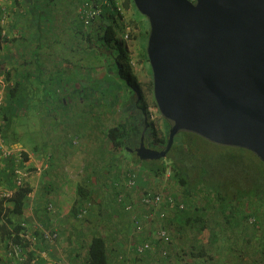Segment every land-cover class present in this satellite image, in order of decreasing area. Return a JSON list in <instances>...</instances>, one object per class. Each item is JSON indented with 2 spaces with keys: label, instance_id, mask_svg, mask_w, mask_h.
Segmentation results:
<instances>
[{
  "label": "crops",
  "instance_id": "0c3cea01",
  "mask_svg": "<svg viewBox=\"0 0 264 264\" xmlns=\"http://www.w3.org/2000/svg\"><path fill=\"white\" fill-rule=\"evenodd\" d=\"M8 1L9 3H5V5L10 7L11 0ZM23 13L19 11V16L21 17ZM59 19L64 22L63 17L59 16ZM21 22L16 25V22L11 21V25H15V30H12V39L0 42V74L7 70L6 77L12 84L6 88L0 107L4 106L8 111L10 110L9 114L15 111V104H18L17 107L20 109L22 105H25L23 97L27 80L38 81L37 85L45 89L43 81L44 77L48 75H54L52 79L56 78L57 88L62 93L56 105L68 107L71 101L77 97L79 107L80 105L88 106L85 104L90 101L87 100L89 95L86 96V89H81L80 86L75 87L69 81L74 77L76 61L81 66V63L87 60L86 56H89L87 64L92 65V46L97 44L86 40L75 41L73 40L74 36L69 35L70 33L67 34L69 37L66 40L59 41V36H62L66 30L70 29L72 33L78 31L69 22L65 24L59 22L58 25L47 28L51 30V32L48 31L49 36L47 37L42 35L41 27H32L26 21ZM79 46L87 51L76 59L77 51L75 49ZM100 52L108 56L114 51H110L109 54L105 49L103 51L100 49ZM108 64H110V60ZM109 67L112 68L110 65ZM95 68L96 70L100 69V74L93 75L90 70L87 74L83 70L84 85L95 83L96 79L99 81L106 77L103 68L98 64ZM106 69L108 70V68ZM16 84L19 86L18 89ZM13 88H16V92L10 95V90ZM119 88L124 90L125 87L121 84ZM38 91L39 89H37ZM74 92L77 94L74 96L75 98L73 97L74 100L67 101V98H71ZM79 93L86 96L87 99H79ZM124 95H127L129 100L126 102L118 97L117 103L120 108L125 107V103L127 106L134 100L137 102L135 93L128 92L126 94L123 91L120 96ZM18 109L16 113H18ZM117 113L119 114H114V118L107 119L111 126L106 127L103 137L101 136L99 140L88 135L81 142H76L72 139L71 133L79 127L73 126L75 122H71L69 118L61 127H58L59 129L51 131L48 137L41 138V141L33 146L23 145L19 141L14 143L10 139L6 141L1 132L7 147L20 148L24 153L21 154V157L15 153L8 159L2 158L0 153V168L8 166L10 162H13L16 168L22 166L24 162L25 167L30 171L28 185L31 191L27 196L24 212L21 216L13 215V221L25 223L28 227L40 224L47 230L57 232L54 242H48L41 237L46 243L45 249H34L35 255L43 264H56L58 260H65L73 264L82 263L87 254L90 238L97 234L108 240V247L113 255L110 257L111 264H168L165 262L166 258L161 262L157 260L159 258L158 246L155 247V245L159 239L155 237L154 232L159 226L158 221H153L147 226L150 232L149 236L154 238L151 239L154 250L140 255L143 256L140 258L134 248L144 239V236L134 233L133 215L126 212L124 206L117 202L118 196L123 195L125 200L137 203L136 196H139L138 193L141 190L148 189L150 180H152L150 176H145L134 153L117 149L108 139L107 132L110 128L125 121L133 122L131 113L129 115L128 112L121 117L117 115H122V111ZM149 114L151 116V113ZM14 116L10 115L8 121H2L0 117V131L3 126L10 129L19 126L17 121L14 122ZM125 151L130 155H126ZM23 154L27 155L26 160H23ZM133 173L137 175L138 187L128 190L126 181ZM88 202L91 206L85 217L81 220L77 219V212ZM49 203L54 206L52 213L48 211ZM136 203L134 205L137 208ZM139 211L142 210L139 209ZM174 254L179 256L177 252ZM160 255L166 256L165 252ZM0 264L20 263L16 259L10 258L4 249L0 248ZM173 264L183 263L179 257V261L173 262Z\"/></svg>",
  "mask_w": 264,
  "mask_h": 264
},
{
  "label": "trees",
  "instance_id": "16d2710c",
  "mask_svg": "<svg viewBox=\"0 0 264 264\" xmlns=\"http://www.w3.org/2000/svg\"><path fill=\"white\" fill-rule=\"evenodd\" d=\"M0 1L1 5H4L3 0ZM109 2L114 9V13H117L122 28L125 24L130 26L131 24L129 21L124 20L121 12L116 11L117 2L115 0H109ZM84 3L95 6L101 11L100 15L90 20L88 24L84 23L83 13L79 11V9L85 11L89 8ZM118 3L121 6L122 14L131 12L132 18L130 21L132 26L139 30L140 36L144 35L148 38L149 27L147 28L143 19L139 17L138 14L140 13L136 10L132 0H118ZM7 11L15 15L16 18L12 21L16 22V25L19 22L22 23L21 21H26L29 26H38L45 29L58 25L59 22L65 24L66 20L63 19L64 22L60 21L59 16L66 19L70 16L67 22L70 25L73 24V21L76 22L72 26L78 29V31L73 32L75 41L86 40L87 42H93V44L101 42L100 49H105L108 53L116 49L112 47L113 29L111 24L106 23L107 14L102 10L100 0H11ZM19 11L24 12L21 17ZM110 16L113 17L115 14L110 13ZM22 18L24 20H21ZM113 20L115 21V18ZM4 25L3 28L6 31L7 38L0 39V42L12 39V30H15V25H10L9 22ZM48 31L51 32L49 29ZM145 48L146 45L144 48L143 46L137 48L138 61L147 65L148 73L151 76ZM117 50L119 53L116 55L114 52L109 53L111 55L109 65L112 68L109 65L107 68L116 70L115 73L124 81L125 88L132 85L136 90L140 89L138 80L133 74L128 50L126 53L121 52L119 47H117ZM119 59L124 60L128 74L124 73ZM15 90L16 88L11 89L10 95H13L16 92ZM136 99L137 102L134 100V102L127 105L129 115L131 113L133 117V122L125 121L110 128L107 132L108 139L117 149H133L137 144L139 145L142 131L147 127L144 138L145 145L153 150H163L168 137V122L161 117L159 112L157 117L153 121L151 120L148 110L151 105L157 109L154 99L151 105L144 101L141 95H138ZM0 111L2 121L10 120V115H17L16 110L9 114L10 110L8 111L4 106L0 107ZM1 132L6 141L10 139V128L3 126ZM199 141L207 142L195 134L182 132L175 136L165 159L145 162L136 157L137 162L143 164V170L146 169L156 178L165 177L166 170L170 168L169 179L175 181L181 190L180 194L166 193L173 197L175 210L173 213H169L161 222L158 221V225L167 230L169 241H156L155 247L158 246L157 254L159 255L157 260L161 262L166 258V263L173 264V262L179 261L180 257L183 264H264V225H258V220L264 222V197L254 194L255 199L248 201L244 211H241L238 205H232L234 199L227 198L230 190L228 187H223V191H220L219 188L214 190L215 187L210 185L208 178L201 174L199 165L195 164L194 153L196 143ZM26 159L27 155L23 154V160ZM14 168L13 162L0 168V189L13 191L10 206H5L6 204L0 199V246L6 252L12 245L22 246L23 261L20 264H43L34 252V249L46 248V243L41 239L42 235L30 230L36 238V241L30 244L20 236L21 233H28L26 232L28 230L22 226V222L13 221L12 219L13 215L21 216L23 214L27 196L31 191L28 184L16 188ZM237 187L240 190L239 193H241L242 186ZM141 192L138 193L139 196H136L137 203L135 202L137 204L136 211L139 214V209L145 210L143 206L139 205V199L142 194L150 192V187L141 190ZM178 204H183V209H179ZM249 204H251V208ZM254 216L257 217V221L253 219ZM253 234L254 237H252ZM259 235L262 237L259 238ZM144 239L151 241L154 238L145 235ZM162 252H165V257L160 255ZM174 252L179 253V256L175 255ZM249 254L250 257L247 256ZM253 255L254 258H252ZM112 256L108 247V240L97 234L90 238L84 261L77 264H111L110 257Z\"/></svg>",
  "mask_w": 264,
  "mask_h": 264
},
{
  "label": "water",
  "instance_id": "95a60500",
  "mask_svg": "<svg viewBox=\"0 0 264 264\" xmlns=\"http://www.w3.org/2000/svg\"><path fill=\"white\" fill-rule=\"evenodd\" d=\"M132 2L148 21L153 98L169 124L161 151L145 145L142 131L137 158L164 159L188 132L264 164V0Z\"/></svg>",
  "mask_w": 264,
  "mask_h": 264
},
{
  "label": "rangeland",
  "instance_id": "374dc122",
  "mask_svg": "<svg viewBox=\"0 0 264 264\" xmlns=\"http://www.w3.org/2000/svg\"><path fill=\"white\" fill-rule=\"evenodd\" d=\"M3 2V7H9V5H5V3H9L8 0H3ZM100 6L107 14L106 23L111 24L113 29L112 47L116 48L114 54L116 55L119 53L117 47H119V50H121L123 53H126L128 50L131 57L130 64L133 68V74L136 76L140 85L141 97L144 99V101L151 105L154 99L151 86L152 76H150L148 73L147 65L139 63L137 56V48H139V46H143L144 48L147 43V38L144 35L140 36L139 30L132 26L130 21L132 18L131 12H125L121 15L126 22L129 21L131 24L130 26L132 27L131 28L127 24L123 25V28L126 25L130 28V36L125 41L123 39L124 30L122 28L120 19L118 18L117 13H114V9L111 6L109 0H100ZM110 13L115 14V16H110ZM138 15L143 19V22H145V25L148 28L149 25L147 19L141 14ZM14 16V14H11L10 18L8 16L10 25L11 21L14 19ZM1 18L2 13L0 11V19ZM114 18L115 21L113 20ZM64 19L67 22L70 19V16L69 18ZM72 23L73 24L71 25H74L76 22L73 21ZM1 27H5V25L2 24L0 20V28ZM1 34L2 31H0V39L7 37H3ZM67 34L73 36V33L70 31V29H68L62 34V36H59V41L66 40L69 37ZM42 35L46 37L49 36L48 29L42 28ZM93 46L91 55L92 65L87 64V62H89V56H86L87 60L81 63V66L76 61L74 67V77L70 78L69 81L70 83L74 84L75 87L80 86L81 89H86V96L89 95V98L87 99L86 96L79 93V99L90 100L91 102H85V104L88 106L82 107V105H80L79 107L78 99L77 97H74L77 95V91L73 93L71 98H67V101H69V99L74 100L75 98L74 101H71L68 107H60L56 105L60 100L59 96H61L62 93L61 90L57 88L56 78L54 77L52 79L54 75H48L44 77L45 80L43 82L46 86L45 89H42L37 85L39 83L38 81L27 80L28 82H26L27 86L25 87V95L23 97L25 100V105H22V107L18 109L19 114L17 113V115L14 116V122L17 121L19 126L17 128H12L11 132L9 133L11 135L10 140L12 142L15 143L19 141L23 145L28 146L36 145L37 142L41 141V138L48 137L51 131L61 127L68 118L71 120V122H75L73 126L79 127V129L71 133L72 139H74L76 142H81V140L88 135L99 140L101 136L103 137V132L105 131L106 127L111 126V123L107 121V119L114 118V114H119L117 112L122 111L123 113L122 115H117L118 117L124 116L129 112V108L126 106V103L125 107L120 108L117 103V99L119 97L120 100L122 98L127 102L129 97L127 95L121 97L120 95L123 93V91L126 94L128 92L133 93V86L129 85L124 88V90L119 88V85L124 84V81L120 79L118 75H116L115 69H106L109 65L108 62L111 58V55L105 56L103 52H100V48L102 46L101 42H98L97 47ZM75 51H77L76 59H78L83 55V52H86L87 50L85 51L81 46H79L75 49ZM119 62L123 66L124 73L128 74L127 66L124 60L119 59ZM95 63L104 69L106 77L99 81L96 79L95 83L91 82L89 85H84L83 79L85 74H82L83 70L87 74H89V70L90 72H93V75L100 74V69L96 70L95 67L97 64ZM37 89H39L38 92ZM17 106L18 104H15L16 111ZM148 113H151V117H153L151 120L153 121V119H155L158 115V110L151 105ZM69 131L71 130L69 129ZM125 154L130 155L126 151ZM194 157L196 159L195 164L199 165L201 174L208 178L211 186L215 187L213 189L216 190L219 188L220 191H223V187H228L230 190L229 197L227 198L234 199L232 205H238L239 209L241 208V211H244L248 201L255 199L254 194L264 197V165L249 151L219 146L210 142L199 141L196 143ZM166 162L168 163L167 160ZM137 163L139 166L143 165L142 163ZM143 172L145 173V176L148 175L150 178H152L149 185L150 191L165 192L164 194L169 192L173 195L180 194V187L175 181L169 179V176L165 175L166 177L161 176L156 178L151 175L150 172H147L146 169H144ZM239 185L243 188L241 193H239L240 190L237 189V186ZM249 207L251 208V204H249ZM253 219L257 221L256 216H254ZM258 225L263 226L264 222L258 220ZM252 237H254V234ZM260 237L262 236L259 235V238ZM247 256L250 257V254ZM252 258H254V255Z\"/></svg>",
  "mask_w": 264,
  "mask_h": 264
},
{
  "label": "built area",
  "instance_id": "2783aa9c",
  "mask_svg": "<svg viewBox=\"0 0 264 264\" xmlns=\"http://www.w3.org/2000/svg\"><path fill=\"white\" fill-rule=\"evenodd\" d=\"M117 2V12H121L122 9L121 6L118 3V0H115ZM85 5H88V3H84ZM89 6V5H88ZM84 10V9H83ZM81 11L82 17L84 19V23L88 24L90 20L95 19L98 17L101 13L100 9H98L95 6H89L88 9H85V11ZM0 11L2 13L1 23L5 24L8 23V16L11 14L7 11L6 7H3L1 5L0 1ZM124 34L123 39L126 41L129 37L130 28L126 25L124 28ZM0 31H2V36H6V31L3 27L0 28ZM7 38V37H6ZM5 39V38H3ZM8 40V39H7ZM1 42H4L2 40ZM7 70H5L3 73L0 74V104L2 103L4 93L7 87L11 86V82H9V79H7ZM153 118V117H151ZM0 153L2 158L8 159L11 156H13L15 153L18 154L19 157H21V154L24 153L20 148L17 147H7L4 143V140L2 138V134L0 131ZM26 164L23 162L22 166L16 167L14 169V181L15 186L17 187H23L25 184H28V180L30 177V172H28L27 168L25 167ZM166 176H170V168H168L165 172ZM165 176V177H166ZM137 186V175L136 173L129 175L127 181H126V188L128 190H134ZM12 190L7 189H0V199L3 200V202L6 204L5 206H10L11 204V198H12ZM117 202L119 204H122L124 206V210L130 214L133 215L132 217V224H133V231L135 234H142L143 236L149 235L150 232L147 229V226L150 225L153 221H162L164 220L169 213L174 212V199L172 196L164 194L162 192H148L141 195L139 199V205L143 206L145 210L140 211V214L138 211H136L135 203H132L130 201L125 200L123 195H119L117 198ZM91 204L88 202L83 208H80L79 211L76 214L77 219H83L89 209ZM48 211L51 213L54 212V206L52 203L48 204ZM179 209H183V204H178ZM22 226L28 230L26 232L28 233H21L20 236L26 239L30 244L32 242L36 241L35 236L32 235L30 230L36 231L39 234L42 235V238L48 242H54L57 238V232L47 230L40 224H33L30 227L27 226V224L22 223ZM154 235L157 239L162 240L163 242L169 241V235L167 230L163 226H158L155 229ZM1 248V246H0ZM22 246L19 245H12L10 249L5 253L10 258H15L19 263L23 261L22 258ZM135 252L137 255H144L145 253L151 252L154 250V246L150 240L143 239L141 242H139L135 246ZM56 264H73L71 262L65 261V260H58Z\"/></svg>",
  "mask_w": 264,
  "mask_h": 264
},
{
  "label": "flooded vegetation",
  "instance_id": "af4514ba",
  "mask_svg": "<svg viewBox=\"0 0 264 264\" xmlns=\"http://www.w3.org/2000/svg\"><path fill=\"white\" fill-rule=\"evenodd\" d=\"M133 88H134V87H133ZM133 93H135L137 96H138V95H141V89L136 90V89L134 88ZM145 129H147V127H146ZM137 146H138V144H137L133 149H126V150H127V151H128V150H132L131 152L134 153V149H135ZM128 152H129V151H128ZM134 154H135V153H134Z\"/></svg>",
  "mask_w": 264,
  "mask_h": 264
}]
</instances>
